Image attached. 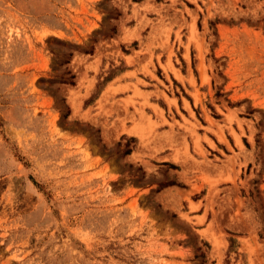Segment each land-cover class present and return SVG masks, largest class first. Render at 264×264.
I'll return each mask as SVG.
<instances>
[{
	"label": "rangeland",
	"instance_id": "1",
	"mask_svg": "<svg viewBox=\"0 0 264 264\" xmlns=\"http://www.w3.org/2000/svg\"><path fill=\"white\" fill-rule=\"evenodd\" d=\"M0 264H264V0H0Z\"/></svg>",
	"mask_w": 264,
	"mask_h": 264
},
{
	"label": "crops",
	"instance_id": "2",
	"mask_svg": "<svg viewBox=\"0 0 264 264\" xmlns=\"http://www.w3.org/2000/svg\"><path fill=\"white\" fill-rule=\"evenodd\" d=\"M153 55H156V54L153 52ZM154 62H155V59L152 58V63H154ZM147 69L149 71H151L148 67H147ZM179 73L181 74V71H179ZM125 74H134V77H135L136 80H139L144 85H147V86L150 87V88H141V85L139 83H137L136 81H134V80L133 81H130L131 84H135L136 87H137V89L140 92H142V93H150V92H153V89L151 88V86H155L156 87L155 84H153L152 82H150L151 80H150L149 77H146L145 75L141 74V68L139 66H134L132 69H127V70L123 71V73L121 74V76H123ZM182 76L184 77L185 81L182 84H180V85H182L183 87H185V89L189 93V92H191V89L188 88L190 86H189V83L187 82V79H186L187 78L186 70H185V75H182ZM198 91H199V89H198ZM147 97H150V99L152 98L151 96H147Z\"/></svg>",
	"mask_w": 264,
	"mask_h": 264
},
{
	"label": "trees",
	"instance_id": "3",
	"mask_svg": "<svg viewBox=\"0 0 264 264\" xmlns=\"http://www.w3.org/2000/svg\"><path fill=\"white\" fill-rule=\"evenodd\" d=\"M129 152H130V150H126V151H124V155H127V154H129ZM174 183H172V182H170V183H167V184H164V185H161V187H165V186H168V185H173Z\"/></svg>",
	"mask_w": 264,
	"mask_h": 264
}]
</instances>
